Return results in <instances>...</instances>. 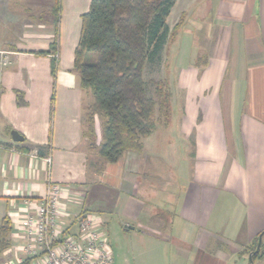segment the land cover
Segmentation results:
<instances>
[{
  "label": "crops",
  "instance_id": "crops-1",
  "mask_svg": "<svg viewBox=\"0 0 264 264\" xmlns=\"http://www.w3.org/2000/svg\"><path fill=\"white\" fill-rule=\"evenodd\" d=\"M56 4L0 0V51L10 61L0 56V213L12 223L0 257L39 264L24 253L21 220L57 183L61 221L73 233L82 213L103 221L113 264L114 217L136 237L140 264H251L248 251L264 231V0L175 1L167 23L182 28L167 53L197 28H208L210 39L190 55H202L206 68L191 60L178 73L179 145L191 167L174 180L154 170L143 177L141 151L116 163L103 158L98 117L96 142L85 134L94 96L81 87L74 60L91 0H61L57 52ZM13 130L24 141H14Z\"/></svg>",
  "mask_w": 264,
  "mask_h": 264
},
{
  "label": "trees",
  "instance_id": "trees-1",
  "mask_svg": "<svg viewBox=\"0 0 264 264\" xmlns=\"http://www.w3.org/2000/svg\"><path fill=\"white\" fill-rule=\"evenodd\" d=\"M175 1L91 0L89 10L81 17L74 65L81 87L94 96V103L88 108L85 134L96 142L98 117L102 138L96 148L110 163L118 162L129 150L139 151L143 138L157 128L156 111L160 118L167 111L172 94L166 81H157L154 98L148 94L144 70L149 61L159 63L163 48L182 28L178 23L171 30L167 23ZM61 8V0H57L52 43L56 52L60 46ZM11 229V220L5 216L0 225V254L10 246ZM263 257L264 242L259 252L253 253L252 260Z\"/></svg>",
  "mask_w": 264,
  "mask_h": 264
},
{
  "label": "rangeland",
  "instance_id": "rangeland-1",
  "mask_svg": "<svg viewBox=\"0 0 264 264\" xmlns=\"http://www.w3.org/2000/svg\"><path fill=\"white\" fill-rule=\"evenodd\" d=\"M203 28H197L194 34H187L183 36V38L179 37V41L175 43V45L181 48L179 52L172 53L170 49L167 53L166 49H169L173 44V42H171L167 48L166 46L163 48L159 63L149 61L145 66L144 79L146 81L148 94L156 98L155 89L158 80L166 81L167 89L172 94L163 118H160V113L158 110L156 111V130L150 136L143 138L142 147L138 149L141 151L140 153L142 154L143 160L141 174L145 178L152 177L154 170L157 175L161 174L163 177L167 175L168 178L174 180L181 177L183 173L187 174L190 170L191 159L188 158L189 155L181 151L179 145V140H181L179 128L182 117V100L184 98V93L180 89L181 86L178 81V76L180 74L179 72L182 71L191 60L197 61V67L200 68V71L206 68V64H204L202 59L203 57L199 54L197 58L190 57L194 47L197 48L199 45L205 46L206 40L209 41L210 39L209 33L205 32V29L209 31L208 28ZM66 39V42H68H65L66 44H72V37L71 40H69V37ZM167 60L168 63L166 64ZM225 202V198L222 199V211H224ZM114 216L115 215H113V217ZM1 219L2 215L0 213V223ZM113 219L114 221L109 228V236L111 246L115 253V264H140L134 254L136 237L134 235H127L123 227L116 222V218L114 217ZM262 242H264V237ZM257 245L258 239L256 238L248 252H254ZM11 257V255L0 257V264L2 260L3 264H5V262L7 264L9 260H11ZM258 260H263L261 263L264 264V257ZM257 261L254 262V264H256ZM170 264H173V262L171 261Z\"/></svg>",
  "mask_w": 264,
  "mask_h": 264
},
{
  "label": "built area",
  "instance_id": "built-area-1",
  "mask_svg": "<svg viewBox=\"0 0 264 264\" xmlns=\"http://www.w3.org/2000/svg\"><path fill=\"white\" fill-rule=\"evenodd\" d=\"M0 56L2 64L10 62L5 52L0 51ZM60 196L61 186L50 183L47 193L36 202V210L21 220L26 257L39 264H113L103 221L82 213L76 218L77 232H71L60 219Z\"/></svg>",
  "mask_w": 264,
  "mask_h": 264
},
{
  "label": "water",
  "instance_id": "water-1",
  "mask_svg": "<svg viewBox=\"0 0 264 264\" xmlns=\"http://www.w3.org/2000/svg\"><path fill=\"white\" fill-rule=\"evenodd\" d=\"M12 134V137H13V140L16 141V142H22L24 141V137L16 130H13L11 132ZM262 239H263V233L259 235V238H258V245H257V248L254 252L251 253L250 255V261L252 264H254L253 260H252V255L253 253H257L259 250H260V247H261V244H262Z\"/></svg>",
  "mask_w": 264,
  "mask_h": 264
}]
</instances>
